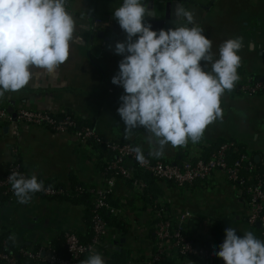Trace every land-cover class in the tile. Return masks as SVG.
Wrapping results in <instances>:
<instances>
[{
  "label": "crops",
  "instance_id": "obj_1",
  "mask_svg": "<svg viewBox=\"0 0 264 264\" xmlns=\"http://www.w3.org/2000/svg\"><path fill=\"white\" fill-rule=\"evenodd\" d=\"M172 1H179L183 7L194 12L195 23L204 29L203 34L212 41L215 59L219 58V47L223 42L230 38H243V47L238 53L241 56L237 69L240 79L231 92L226 91L221 97L223 118L206 128L199 143L189 141L186 147L177 148L168 145L164 155L157 158L152 154L153 149L147 140L149 133L143 127L134 129L132 136L125 139V126L117 113L119 97L124 89L111 83V78L117 73L111 65L112 56L103 51L102 45L94 38L100 28H92L94 20L111 24L113 11L123 0H68V11L77 22L75 36L80 38L71 43L69 59L52 74L33 67L29 84L19 91L6 93L0 98V107L13 114L20 108H26L50 112L55 116L71 115L83 126H90L103 140L129 142L141 147L150 159L170 164L180 165L188 155L205 157L211 144L220 141L242 144L245 149L256 152L252 157L259 156L257 163L264 164V132L255 122L249 124L246 118L253 116L257 108L249 105L243 107V101L259 100L258 96L247 97L239 91L240 82L245 78L256 76L264 79V0ZM205 68L210 71L211 64H206ZM6 127L0 126V177L4 176L7 166L14 159L11 146H16L25 177L35 174L38 181L65 188L71 187V179L86 189L102 184L101 162L105 157L100 158L90 147L79 146L70 133H54L45 127L19 124L18 136L13 138L9 135V129L5 132ZM140 179L147 184L143 193H138L127 182L118 181L115 184L110 203L121 211L117 218L125 223L126 234L122 236L110 230L104 241V246L110 249L115 246V249L124 252L128 264H144L154 250L151 226L152 207L156 202L164 206L168 216L184 210L191 213L186 228L190 238L208 237L215 222L222 220L196 221L197 204L190 203L196 189L198 192L226 189L233 192L237 205L244 206L232 184L220 171L215 172L206 183L184 188L152 178ZM227 182L229 186L225 184ZM86 208L84 202L70 204L41 197L31 198L24 204L19 203L17 198L13 202L0 200V239L4 238L14 248L35 250V247L48 246L50 240L66 232L84 238ZM235 210L239 212V209ZM246 212L244 206L242 216L237 214L233 219L229 218L233 221L241 219L246 224ZM252 232L257 236L255 230L252 229ZM118 241L119 247L116 245ZM165 264L195 263L173 255Z\"/></svg>",
  "mask_w": 264,
  "mask_h": 264
},
{
  "label": "clouds",
  "instance_id": "obj_2",
  "mask_svg": "<svg viewBox=\"0 0 264 264\" xmlns=\"http://www.w3.org/2000/svg\"><path fill=\"white\" fill-rule=\"evenodd\" d=\"M153 15L154 9L149 10L145 0H123L113 11L126 41L115 44V53L123 58L111 83L124 89L117 113L125 126V139L143 127L149 133L152 154L159 158L168 145L177 148L186 147L189 141L199 143L206 128L223 118L221 97L240 79L238 53L243 38L223 42L215 59L212 41L195 23L193 11L177 4L175 26L159 31L145 21ZM76 29L68 0H0V98L27 86L33 67L55 73L69 59L71 43L80 39ZM206 64H211L210 71ZM133 151L144 162L142 148ZM8 181L21 204L45 190L35 174L25 177L13 172ZM214 254L224 264H264V240L251 231L240 236L227 227ZM81 264L106 261L92 252Z\"/></svg>",
  "mask_w": 264,
  "mask_h": 264
},
{
  "label": "built area",
  "instance_id": "obj_3",
  "mask_svg": "<svg viewBox=\"0 0 264 264\" xmlns=\"http://www.w3.org/2000/svg\"><path fill=\"white\" fill-rule=\"evenodd\" d=\"M103 25L105 24L98 20L92 22L93 30ZM239 91L247 97L264 93V79L245 78L240 82ZM12 114L0 107V126H7L9 135L13 138L18 136L19 124L45 127L54 133H70L79 146L90 147L95 152L92 145H99L110 157L102 159L103 182L100 186L91 189L81 187L74 189L77 195L86 192L92 196V237L88 243L80 242L73 232H66L64 243L67 257L63 258L50 246H44L37 251L25 247H18L12 251L9 244L2 241L0 242V264H81V261L86 260L92 252L100 253L105 260L103 246L111 228L108 227L104 215L118 217L121 212L110 203L115 184L118 181L130 183L138 193H143L147 189L146 182L135 176L133 167L157 181L170 183L179 188L206 183L215 172H223L246 207V224L256 230L258 239L264 240V176L258 172L255 163L246 153H238L231 162L228 160L230 154L238 152V147L234 142L221 144L208 158L188 155L180 165L150 159L145 154L144 162H139L133 151L136 148L134 145L129 142L113 143L103 140L91 127H79L71 115L55 116L50 112L26 108L16 110L15 118ZM10 150L14 159L7 166L4 176L0 177V192L3 196H7L10 202H13L16 196L8 177L13 172L22 174V166L18 160V148L11 146ZM243 171L252 174L249 180L243 176ZM43 185L45 190L35 193L38 197L54 198L69 195L68 189L50 184ZM152 210L151 228L154 234V250L144 260V264H165L173 255L180 258H200L207 264H224L223 260L214 254L215 252L194 246L187 238V223L192 217L189 211L184 210L174 216H168L164 206L159 202L153 205ZM258 222L260 223L259 229L256 228Z\"/></svg>",
  "mask_w": 264,
  "mask_h": 264
},
{
  "label": "trees",
  "instance_id": "obj_4",
  "mask_svg": "<svg viewBox=\"0 0 264 264\" xmlns=\"http://www.w3.org/2000/svg\"><path fill=\"white\" fill-rule=\"evenodd\" d=\"M251 78L255 79V80L259 79L256 76H253ZM261 95H264V93H260L257 96H261ZM77 125L79 127L83 126L79 122H77ZM88 127H90V126H88ZM225 142H227V141H224V142L220 141L218 143L211 144L210 148H208V150H206L207 153L205 154V157L208 158L210 156V154L214 153L216 151V149L221 144H223ZM230 142H234L236 144V146L238 147V152L229 155L228 160L230 162L237 156L238 153L248 154L247 149H245L242 144H240L236 141H230ZM92 147L99 154L100 158L108 157V156L110 157V155L105 151V149L103 147H101L99 145H95V144L92 145ZM250 154H248V155L250 156L252 162L255 163L258 172L264 176V164L255 162L254 158L252 157L253 155L256 154L255 151H253V152L251 151ZM133 168H134V174L136 177H138V178L141 177V178H146V179L152 178L150 175L141 172L136 167H133ZM242 174H243V176L246 177L247 180H249L250 177L252 176V174L247 172V171H243ZM152 179H154V178H152ZM43 184H51V183L43 182ZM70 185H71V187H69V188H65V187L60 186V188H62V189H68V191H69L68 196H58V197L46 198V199L47 200L63 201V202H67L70 204H75V203L78 204L80 202H84L87 205L85 215H84L85 226H86V235L84 238H82L78 234L76 236L78 237L80 242L88 243L92 237L90 194H88L86 192H83L82 194H79V195L75 194L74 193L75 188H78V187L83 188V187H82V185L78 184L74 179L70 180ZM54 186H57V185H54ZM57 187H59V186H57ZM34 197H38V196L34 193V194H32L31 198H34ZM0 200L5 201V202H10L9 198L7 196H3L1 194V192H0ZM104 219L106 220L108 227L111 228V232H113V233L117 232L122 236L126 234V225L122 220L118 219L117 217H112L108 214L104 215ZM225 223H226V220H219V221L215 222V224L213 225L208 237L190 238L188 236V234H186L187 238L192 242V244L194 246L203 247L207 250L216 252L219 250V245L223 242V240L225 238V229H226ZM64 234L65 233H62V234H59L56 237H54L52 240H50L48 242V246L53 248L60 257L66 258L67 257V251H66L65 243H64ZM2 241H6L9 244V247L12 251H14L18 248V247L17 248L12 247L7 240H4V238L0 239V242H2ZM117 244H119V241L116 243V245ZM112 247L113 248L110 249L106 245L103 246V254L105 257L106 264H128L126 262L124 252H121L120 250L115 249V246H112ZM38 249H39V247L38 248L35 247L34 251H37ZM188 259H190L195 264H207L203 259H200V258L188 257Z\"/></svg>",
  "mask_w": 264,
  "mask_h": 264
},
{
  "label": "rangeland",
  "instance_id": "obj_5",
  "mask_svg": "<svg viewBox=\"0 0 264 264\" xmlns=\"http://www.w3.org/2000/svg\"><path fill=\"white\" fill-rule=\"evenodd\" d=\"M257 98L259 100H256L255 98V100L243 101L244 104L243 107H248L249 105V106H255L257 108V112L253 116H249V117L246 116V118L248 119L249 124L250 123L253 124L255 122L256 125L259 126V129H261V131L264 132V124H263L264 95L258 96ZM243 111L245 110L243 109ZM247 126H245V129H247ZM247 152L248 154H250L251 151L247 150ZM225 184H228V182ZM235 200L236 197L233 194V192L227 191L226 189L223 188L214 191L208 189V191H199V192L196 189L193 198L190 199V203L193 205L197 204L198 214L196 216L197 219L195 218L196 221L197 220L200 221L201 219L216 220L215 218L218 219L221 218L222 220H226L225 223L226 228L227 227L234 228L237 231L238 235L243 236L245 232L248 231L252 232V229L247 224H245L241 219L240 221L231 220L234 218L235 215L239 214L240 216H242L243 213L244 206H242L241 204L237 205V203H235ZM235 209L237 210L239 209V212H237ZM229 217H231V219Z\"/></svg>",
  "mask_w": 264,
  "mask_h": 264
},
{
  "label": "water",
  "instance_id": "obj_6",
  "mask_svg": "<svg viewBox=\"0 0 264 264\" xmlns=\"http://www.w3.org/2000/svg\"><path fill=\"white\" fill-rule=\"evenodd\" d=\"M149 10L154 9L155 15L146 16L145 21L151 23L152 29L159 31L160 29L167 30L173 28L175 25L173 23L174 16L173 11L177 4H181L179 1H167V0H145ZM185 8V7H184ZM187 9V8H186ZM111 24L105 25L98 30L95 35V40L102 45V50L108 52L112 56V67L118 72V63L123 58L121 55L115 53V44L117 42L126 41V33L120 28L118 22L111 16ZM190 27V25H189ZM135 39V38H134ZM12 117L15 118V114H12ZM8 131V128H5V132ZM259 156L254 158L255 162L259 161ZM256 228H260V223L256 224ZM124 241L123 239L121 240Z\"/></svg>",
  "mask_w": 264,
  "mask_h": 264
}]
</instances>
